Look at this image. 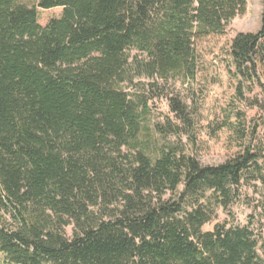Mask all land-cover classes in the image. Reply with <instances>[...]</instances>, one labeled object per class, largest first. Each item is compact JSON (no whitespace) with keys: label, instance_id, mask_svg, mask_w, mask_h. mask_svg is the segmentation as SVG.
<instances>
[{"label":"trees","instance_id":"obj_1","mask_svg":"<svg viewBox=\"0 0 264 264\" xmlns=\"http://www.w3.org/2000/svg\"><path fill=\"white\" fill-rule=\"evenodd\" d=\"M37 8L62 14L40 26ZM245 8L0 0V264H264L263 149L247 143L202 165L182 141L195 143L193 119L176 97L153 125L174 142L150 147L148 101L123 89L131 50L146 54L151 77L193 78L197 43L222 36ZM228 54L240 94L262 86L264 10L259 30L236 34ZM244 183L261 189V229L223 221L204 230L218 209L231 215Z\"/></svg>","mask_w":264,"mask_h":264},{"label":"rangeland","instance_id":"obj_2","mask_svg":"<svg viewBox=\"0 0 264 264\" xmlns=\"http://www.w3.org/2000/svg\"><path fill=\"white\" fill-rule=\"evenodd\" d=\"M245 2L244 14L236 16L222 36L208 37L197 43V68L193 78L178 74L163 82L149 76L145 69L146 54L136 50L128 52L129 80L123 89L132 96L142 95L148 101L150 111L145 116L142 139L150 142V147L174 142L173 137L156 134L153 125L162 122L163 116L169 114L167 99L176 97L187 106L193 119L190 133L195 143L189 142L186 135L182 141L202 165H219L241 152L247 143L264 151V62L259 67L262 86L245 85L242 94L237 90V80L231 75L232 67L228 68L232 39L238 33H255L261 25L264 0ZM17 3L32 7L36 6L37 0H17ZM61 14V8H37L38 24L45 26L50 19L59 18ZM258 185L244 183L240 189V201L230 209L231 215L218 209L216 220L204 230L223 221L233 226L251 225L256 232L260 230L263 220L259 217V210H255L261 197ZM67 234L71 236L70 229Z\"/></svg>","mask_w":264,"mask_h":264}]
</instances>
